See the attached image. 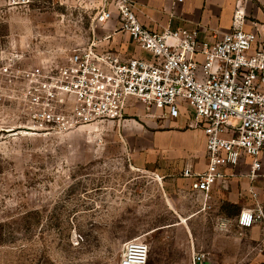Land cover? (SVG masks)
<instances>
[{"label":"rangeland","instance_id":"374dc122","mask_svg":"<svg viewBox=\"0 0 264 264\" xmlns=\"http://www.w3.org/2000/svg\"><path fill=\"white\" fill-rule=\"evenodd\" d=\"M102 3L35 0L25 7L0 0V66L64 63L81 22H91ZM11 88L0 74V264H119L124 243L136 237L150 246L148 264H197L202 251L193 242H207L216 220L182 218L199 196L168 192L140 166L126 133L139 117L34 134L24 128L25 104L9 97Z\"/></svg>","mask_w":264,"mask_h":264},{"label":"built area","instance_id":"2783aa9c","mask_svg":"<svg viewBox=\"0 0 264 264\" xmlns=\"http://www.w3.org/2000/svg\"><path fill=\"white\" fill-rule=\"evenodd\" d=\"M34 1L9 0L25 7ZM114 5L117 23L112 30L102 38L94 35L64 63L46 69L0 66V74L12 86L9 97L23 98L29 122L24 128L34 134L58 135L121 120L130 98L178 118L185 102L193 109L192 125L202 127L207 138L206 170L195 172L186 164L182 172L191 178L193 191L201 192L207 201L214 184L225 177L222 168L236 166L243 154L252 157L249 178L264 177V162L259 159L264 149V49L253 50L258 25L254 30L244 28L245 15L238 4L233 29L209 45L198 40L196 30H149L139 21L132 0H114ZM114 16L109 0H103L96 8L92 30L107 25ZM119 32L128 33L152 59L97 51L100 42ZM17 58L19 54L11 53V59ZM256 222H264L262 204L242 210L237 218L242 228ZM149 255L148 242L136 237L124 243L119 264H148ZM204 258L199 253L194 261L198 264Z\"/></svg>","mask_w":264,"mask_h":264},{"label":"crops","instance_id":"0c3cea01","mask_svg":"<svg viewBox=\"0 0 264 264\" xmlns=\"http://www.w3.org/2000/svg\"><path fill=\"white\" fill-rule=\"evenodd\" d=\"M132 1L139 21L149 30H196L198 40L209 45L217 43L233 29L239 4L245 15L244 28L254 30L255 24L259 28L253 50L264 49V0ZM109 5L114 18L105 26L97 25L95 31L92 30L93 21L81 22L80 33L70 41V50L63 51L67 58L94 35L102 38L112 30L117 23V10L114 0H109ZM97 51L116 52L123 58L152 59V55L141 49L126 32L115 33L100 42ZM198 59L202 60V56L199 55ZM126 113L139 117L130 122L126 133L132 154L142 162L140 166L158 175L168 192L182 193L184 197L192 192L199 196L195 210L183 214L182 218L209 215L216 220L207 242H193V246L205 254L198 264H264V222H256L248 228L237 224L242 210L252 209L257 204L264 206V177L251 180L248 175L252 157L243 154L236 166L223 167L225 177L214 184L206 201L201 192L193 191L191 178L182 173L186 164H190L195 172L205 171L208 164L206 133L202 127L192 125L193 109L182 102L180 115L172 118L167 110L148 109L137 98H130ZM259 159L264 162V149Z\"/></svg>","mask_w":264,"mask_h":264}]
</instances>
